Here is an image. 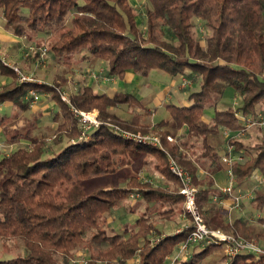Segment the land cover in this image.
I'll use <instances>...</instances> for the list:
<instances>
[{
  "label": "trees",
  "instance_id": "trees-1",
  "mask_svg": "<svg viewBox=\"0 0 264 264\" xmlns=\"http://www.w3.org/2000/svg\"><path fill=\"white\" fill-rule=\"evenodd\" d=\"M144 2L143 30L129 0H0V15L4 28L14 36L45 32L37 44L47 45L53 58L98 59L107 63V75L119 78L127 71L141 77L157 71L171 79H186L193 86L186 104H166L169 117L157 123L184 130L179 144L164 139L173 135L169 129L162 132L165 150L191 175L198 189L197 208L209 228L264 244L261 227L245 218L228 221L226 210L212 204L213 197H220L212 176L222 163L210 143L224 129H241L238 114L254 118L258 107L264 106V0ZM195 20L204 28L202 37ZM0 74L11 77L10 83L0 86V105L26 111L27 92L33 89L57 107L49 138L32 135L34 124L12 133L4 123L8 120H0L6 144L17 145L0 158V242L5 250L23 248L11 257L0 256V264H71L77 248L88 251L84 264H126L131 259L137 264H163L186 239L192 221L185 215L186 225L175 235H165L156 227L183 213L184 198L180 182L167 171L165 152L127 142L115 130L149 133L140 114L126 121L115 112L122 105L141 109L140 101L127 92L107 95L84 85L70 93L66 103L57 83H19L1 60ZM224 97H236L238 107L223 105ZM71 107L97 113L99 126L90 129L84 141L78 140L80 130ZM206 110L212 113L208 122L203 119ZM227 144L237 155L231 166L236 186L254 173L264 176V139L245 144L228 138ZM145 154L155 157L154 168L169 186L139 180L130 172V164ZM258 187L250 201L261 212L264 185ZM135 194L140 196L137 205L143 207L142 213L129 229L114 231L107 217ZM257 220L261 223L264 218ZM216 248L222 252L221 245L193 249L188 260L177 264H198ZM221 257L223 264H264L263 255Z\"/></svg>",
  "mask_w": 264,
  "mask_h": 264
},
{
  "label": "rangeland",
  "instance_id": "rangeland-1",
  "mask_svg": "<svg viewBox=\"0 0 264 264\" xmlns=\"http://www.w3.org/2000/svg\"><path fill=\"white\" fill-rule=\"evenodd\" d=\"M130 5L133 7L134 12L137 14V24L140 30L144 29V13H143V5L144 0H129ZM195 30L199 37L204 35V28L201 23L197 20L194 21ZM3 25V19L0 15V26ZM4 27V26H3ZM5 31L11 33L9 30L4 28ZM28 37L24 40V46L20 50L19 59L24 63V68H21L20 65H15L17 68L23 72L25 75H32L36 79H40L41 81L52 84L57 83L61 92L69 95L70 93L76 91L78 88L90 84L93 86V90L98 93L104 92L105 94L111 95L113 92H130L131 94L137 97L141 104V109L139 108H126L124 105L120 106L115 110L117 115L123 120H130L133 114H140L142 117L141 124L146 125L150 134H162L165 130H170V132L177 138L175 144H179L183 137L181 131H173L168 127H161L157 123L161 120L168 119V112L165 110V105L170 103L181 104L186 102V97L193 90V86L185 79H171L168 76L157 72L151 71L148 76L141 77L140 75L133 74L130 71H127L122 78L116 77L114 75H107V63L98 59L89 58V60H93L91 62H87V60H82L78 55L75 56H66L60 55L53 58L52 54L49 52L47 45L37 44L40 38L46 35L45 32H29ZM32 48V50H31ZM46 48V53L42 56L41 50ZM58 58V59H57ZM68 63V64H67ZM16 78V74H15ZM16 81L17 78H16ZM40 98L35 103L32 104V108H28V110L24 111L23 117L24 122L19 125L22 131H24V127L26 125L34 124V131H32V135H42L44 134L47 138L53 137V131L55 129V123L52 121V117L57 110L54 101L44 95L39 94ZM178 101V102H177ZM221 102L223 105H231L234 109L238 107V100L236 97H224ZM29 106V107H31ZM220 108L222 106L220 105ZM2 109V110H1ZM6 107L3 108V105L0 107V114L4 115L3 112ZM264 106L260 105L258 107L257 116L254 118H245L238 114V118L241 121V129L243 130L241 134L236 137H233V140L240 139L245 144H254L264 139V129L259 126H251V128H244V122L246 119L256 120L257 117L263 115ZM14 110L19 111L14 108ZM145 112V114H142ZM205 113L211 114V110H206ZM207 117L209 120V116L204 114V118ZM241 119H245L242 121ZM229 130H222L220 133L212 136L210 138V143L219 151L218 147L223 144V140L226 147L231 146L227 144L226 136L224 132ZM23 143V142H22ZM21 143V144H22ZM6 147V146H5ZM233 147L231 146V152ZM6 155L4 151V146L0 143V157ZM233 155V154H231ZM227 156V153L226 155ZM237 158V155H233ZM145 161V162H142ZM155 157L149 154H145L137 159L136 162L130 164L128 169L131 173L136 175L137 179L150 182L155 185H160L157 183L160 179L156 178L159 172L155 170ZM168 171V169H167ZM157 173V174H156ZM160 175V174H159ZM252 180L255 183L254 185L250 184L248 190L246 189L243 194L248 191L253 190L252 187H256L255 176L252 177ZM244 184V183H243ZM236 185V184H235ZM263 184H259V187H262ZM162 186V185H161ZM258 186V185H257ZM238 187V186H237ZM197 188V187H196ZM198 190V189H197ZM253 197V193H252ZM140 196H130L128 199L124 201V204L113 210L111 214L107 217V221L111 228L114 231L121 233L122 228L129 229L138 218V215L142 213L143 207L138 206L137 202ZM252 199V198H251ZM250 199V200H251ZM247 201L251 205V201ZM253 216H260L264 218V211L258 212L253 209L251 213ZM183 215V218L179 217L174 221H165L163 223L158 224L160 227V231L165 234L168 229L173 228L176 224L181 223L186 225V217L183 213L178 216ZM177 217V216H176ZM252 220V223H258L257 220ZM254 219V218H253ZM264 224V220L261 221L260 227ZM258 227V228H260ZM159 229V228H158ZM261 229H263L261 227ZM221 230V229H220ZM264 230V229H263ZM223 231V230H221ZM224 232V231H223ZM226 233V232H225ZM228 234V233H227ZM156 237L154 234L152 238ZM154 240L152 241L153 244ZM155 243V242H154ZM262 246L264 244H261ZM219 247V246H218ZM13 248V247H12ZM5 250L1 247L0 242V256L3 257H11L14 254H18L19 252H23V248L21 247L19 250L15 249ZM177 246L173 250L172 254L169 257H172L176 253ZM202 250V247L201 249ZM223 255V251L220 253L218 248L214 249L210 255L206 256L203 260H197L198 264H223L224 259L221 257ZM88 257V251L83 248H77L73 252L72 260L80 261L86 260ZM168 259V258H167ZM184 257L176 260L174 264H177L179 261H183ZM72 264V263H71ZM104 264V263H100ZM118 264V263H115ZM126 264H137V259H131ZM163 264H170V261H165Z\"/></svg>",
  "mask_w": 264,
  "mask_h": 264
},
{
  "label": "built area",
  "instance_id": "built-area-1",
  "mask_svg": "<svg viewBox=\"0 0 264 264\" xmlns=\"http://www.w3.org/2000/svg\"><path fill=\"white\" fill-rule=\"evenodd\" d=\"M47 49L43 48L41 50V55L43 56L46 53ZM1 62L9 67L16 74V78L19 83H32L36 85H43L45 82L40 79H36L32 75H25L21 72L17 66H13L9 64L3 55H0ZM27 99H29V105L35 104L40 95L34 91L33 89H29L27 92ZM60 97L62 101L69 103L68 95L64 92H60ZM71 114L76 118L80 130V134L78 137L79 141H84L87 139V132L99 126V121L97 119V113L95 111L86 112L82 110H78L76 108L71 107ZM244 121L245 119H241ZM244 128H251V126H259L264 129V117L261 115L253 119H246L244 122ZM115 130L121 134L123 140L127 142H131L133 144L138 145H146L153 148H157L166 154L167 160V169L168 172L178 179L180 182L179 193L184 198L183 203V214L188 215L191 218L192 225L191 231L187 235L186 239L177 245L176 253L172 255V257H167L166 260L170 261V264H174L176 260L184 257V260L188 259L191 256V249L195 246L205 247L210 245H221L223 255L227 258V260L234 258L236 255L241 253L252 254L255 256H264V246L257 245L251 241H247L239 236H234L227 234L220 229H211L209 228L203 220L202 215L200 214L197 205H196V194L197 188L192 183L191 175L183 169L177 161L165 150L163 144V138L161 134H150V133H141V132H130V131H122L115 127ZM243 130H239L236 132L235 136L241 134ZM164 139L168 143H175L177 138L173 135H165ZM236 158L231 155V146L227 147V156L222 157V161L226 164V177L227 183L224 187L220 188V194L222 196H230L231 204L227 207L228 211L233 209H240L241 205L245 201H249L252 198V191H248L245 194L235 193V184L236 180L233 175L231 166L232 162ZM256 186L264 183V176L257 174L255 175ZM133 198L138 196V194L131 195ZM213 201H218V197H213ZM222 202L221 200L218 201ZM258 218H262L258 216ZM264 229V224L261 226ZM165 260V261H166ZM72 264H84L85 260H71Z\"/></svg>",
  "mask_w": 264,
  "mask_h": 264
},
{
  "label": "crops",
  "instance_id": "crops-1",
  "mask_svg": "<svg viewBox=\"0 0 264 264\" xmlns=\"http://www.w3.org/2000/svg\"><path fill=\"white\" fill-rule=\"evenodd\" d=\"M25 39H26L25 37L24 38H20V37L14 36L12 33H9L7 31H5L3 25L0 26V55H3L5 57V60L9 64H11V65L12 64H14V65H20L21 64L20 67L24 68V63H22V61H20L19 55H20L21 48L24 46V40ZM91 61H93V60H91V59L87 60V62H91ZM10 82H11V77L10 76H5V75H1L0 74V86L6 85V84H8ZM86 85H90V84H86ZM92 88H93V86H92ZM102 93H104V92H102ZM113 93H115V92H113ZM127 93H130V92H127ZM131 95H133V94H131ZM133 96H135V95H133ZM182 104H186V102H183ZM2 105H3V108L6 107V109L3 112L4 115L0 114V120H2V119H7L8 120V121H4V123L8 122V124L10 125L9 126V130L12 133H16V132L22 131V129H21V127H19V125L24 122V117H23L24 116L23 115L24 111H21V110L15 108V109L19 110V111H16V110H14V107L12 105H10V104H2ZM2 105H0V107ZM29 106H31V105H29ZM29 108H32V106L29 107ZM204 114L209 116L208 117L209 120L211 119L212 113L208 115V113L204 112ZM203 119L206 120V122L209 121L207 119V117L204 118V116H203ZM2 126L3 125L0 124V143L3 144L4 151L6 152V155H8V154L13 152L17 148V145L16 144H11V145L6 144L7 143L6 142L7 141L6 140L7 139V134L4 132ZM181 132H182L181 133L182 135H180V136L183 137L184 130H181ZM224 134H225L226 138L228 139V138H233L235 136L236 132L227 131V132H224ZM34 136H36V135H34ZM227 139H226V141H227ZM22 142L23 141H21V143ZM225 143L226 142H224V140H223V144L220 147H218L219 155H220L221 163H222L221 169L218 170L212 176L214 187L219 192H220V188L224 187L226 185V183H227L226 164L222 161V157L224 155H226V153H227L226 152V147L224 146ZM199 172H200L201 175L204 173L202 170H200ZM255 175H257V174L254 173L253 176H255ZM156 178L160 179L159 181H157L158 184H160L162 186H169L170 185L164 180V178L161 175L157 174ZM253 182L254 181L251 178L249 181H246L244 184H242V185H240L238 187L235 186L234 192L242 194L246 189L248 190V187H250V184H252V185L255 184ZM252 188H254V187H252ZM251 191H252V189H251ZM218 199L221 200L222 202L219 203L218 202L219 200L218 201H213L212 200V204L214 206H216V207H222V208H224L226 210L228 221H231L233 218H236V217L245 218V219H248L249 221H252V220H255L256 217H258V215L253 216L251 214L253 212V208L251 207V205L247 201H245L241 205L240 209H233L231 211H228L227 207H229L231 202H232L231 197L230 196H222L220 194V197ZM179 217L183 218V215L177 216V217H175V219L177 220ZM181 220L182 219H180V223L179 224H176L173 228L168 229V231H167V233H165V235L179 234L181 232L183 226H184L181 223ZM254 225L256 227H260V223H254ZM158 228H159V230H161L159 226H158ZM193 249H195V251H196V250H200L201 247H194ZM193 249L191 251V255L195 252V251L193 252ZM186 260H188V259H186Z\"/></svg>",
  "mask_w": 264,
  "mask_h": 264
}]
</instances>
